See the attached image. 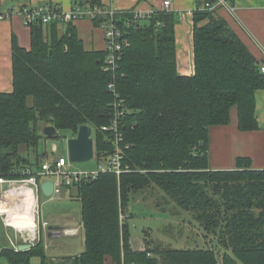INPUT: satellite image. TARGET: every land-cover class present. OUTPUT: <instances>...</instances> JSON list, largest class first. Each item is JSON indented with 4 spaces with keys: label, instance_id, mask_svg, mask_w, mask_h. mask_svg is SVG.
Returning <instances> with one entry per match:
<instances>
[{
    "label": "trees",
    "instance_id": "1",
    "mask_svg": "<svg viewBox=\"0 0 264 264\" xmlns=\"http://www.w3.org/2000/svg\"><path fill=\"white\" fill-rule=\"evenodd\" d=\"M101 1L72 0L105 9ZM218 9L193 12L192 75L177 70L172 11L154 10L129 26L127 12L115 13L113 20L130 43L114 72L103 71L104 50L86 49L72 22L62 31L56 23L31 24L29 49L13 35V88L0 92V175L17 179L22 168L41 166L40 154L32 162L29 150L43 137V125L75 136L81 124H89L96 159L110 154V134L100 126L114 114L111 81L123 100L122 150L132 171L119 178L100 173L67 186L80 200L84 252L50 258L40 237L26 250L1 249L0 259L8 264H30L33 255L40 264H104L106 257L116 264H264V169H251L248 156H237L234 169L209 166V128L227 124L235 108L238 128L256 129L255 93L264 89L262 56L248 50ZM95 15L94 26L109 18ZM151 185L190 213L216 243L154 250L146 240L145 250H134L129 194Z\"/></svg>",
    "mask_w": 264,
    "mask_h": 264
},
{
    "label": "crops",
    "instance_id": "2",
    "mask_svg": "<svg viewBox=\"0 0 264 264\" xmlns=\"http://www.w3.org/2000/svg\"><path fill=\"white\" fill-rule=\"evenodd\" d=\"M164 0H102L106 8L117 10L137 9L144 12H153L163 8ZM235 6V13L219 7L218 13L223 16L232 29L238 34L240 39L246 44L248 50L258 59L264 53V0H229ZM51 2L64 10L72 7V0H0V14L10 12L9 10L19 5H39ZM168 11H172L176 16L175 39H176V60L177 70L182 75H192L194 72L193 63V12L201 8V0H169ZM83 40L86 49L101 50L104 48V34L100 26H94L88 18L76 19L72 22ZM62 31L64 26H59ZM15 35L20 46L29 49L30 47V28L26 26L22 17L16 13L9 16L0 17V92H10L12 90V37ZM255 116L258 123L256 129L242 131L238 128L237 112L231 110L230 121L225 125H214L209 128L208 155L209 166L212 170H230L236 167L237 156H248L251 160V169H264V89H258L255 93ZM24 151V149H22ZM45 181V178L40 180ZM40 194V193H39ZM39 201V199H38ZM40 216V213H39ZM8 222L10 220L8 218ZM64 225L57 223L63 228H77L80 225ZM49 225H52L51 223ZM66 225V226H65ZM82 225V223H81ZM42 230L38 239L61 237L62 230ZM83 233V231H82ZM23 234L15 228L8 226L4 218L0 216V250L13 248L23 243ZM67 233V235H76ZM131 241V236H130ZM45 252L47 249L55 248L54 242L44 241ZM134 250H141L137 245L132 244ZM84 248L83 242L78 245L79 252ZM50 258H59L61 255H49ZM67 255H75L67 254ZM65 256V255H62ZM40 259V258H39ZM0 264H8L0 259ZM40 264V261H39ZM104 264H116L111 258L106 257Z\"/></svg>",
    "mask_w": 264,
    "mask_h": 264
},
{
    "label": "built area",
    "instance_id": "3",
    "mask_svg": "<svg viewBox=\"0 0 264 264\" xmlns=\"http://www.w3.org/2000/svg\"><path fill=\"white\" fill-rule=\"evenodd\" d=\"M169 0L163 1V8L161 10L168 11ZM216 7H223L232 14L235 13V6L230 3L229 0H216L215 3L205 2L202 3V9L213 10ZM7 13L0 14V17L9 16L10 13H16L22 17V21L26 26H30L35 22H40L44 27L49 24L56 23L59 26H65L67 22H73L76 19L88 18L93 19L95 14H106L108 15V20L100 26L103 29L104 34V53L102 69L103 71L114 72L117 69L118 62L122 56L123 48L129 45L128 38L124 35V29L120 28L113 20V16L117 12H127L128 18L125 19L124 24L129 26L133 21L139 20L141 18L149 16L151 12H144L141 10L127 9V10H117L110 8H98L91 7L89 4L84 6L73 4L68 10H64L61 7L52 4L51 2H45L39 5H15ZM259 68L262 73H264V53L262 55L261 62L259 63ZM111 81L108 84V89L114 94V102L112 106L114 108L113 117L110 119L108 124L100 126V130L110 134V141L113 145V149L110 154L102 155L99 158L98 166L95 169H72L69 162L63 155L52 156L49 160H45L41 163V166L37 169H32L31 167L22 168L19 173L21 177L16 178H6L0 175V199L4 207L11 206L10 202L15 200L20 194H16L18 190L27 189L30 191L31 195L35 199L38 208V183L42 178L52 180L54 192L57 193L61 187L75 185L78 182L84 180H91L96 178L100 173H113L118 178L121 174L132 171L129 164L125 162L122 141L123 135L120 130L121 118L123 116L122 99H118V93L115 90V84ZM127 147V145H126ZM55 149V146H54ZM26 191V190H25ZM23 191V193H26ZM12 207V206H11ZM0 216L4 218L6 225L8 224V213L1 212ZM122 219L127 217V214H121ZM34 226H33V238H30L31 242H35L41 231L48 228L49 223L43 220L38 215L36 210L33 216ZM14 228V227H13ZM18 230L23 234L22 230ZM62 230L64 233H75L77 228H65Z\"/></svg>",
    "mask_w": 264,
    "mask_h": 264
},
{
    "label": "rangeland",
    "instance_id": "4",
    "mask_svg": "<svg viewBox=\"0 0 264 264\" xmlns=\"http://www.w3.org/2000/svg\"><path fill=\"white\" fill-rule=\"evenodd\" d=\"M94 135V132H92ZM71 138V132L66 129H57V137H41L35 149L29 150V157L34 162L37 154H40V161L49 160L52 156L63 155L72 169H95L98 166V159H91L87 162H70L67 157V139ZM55 146V149H54ZM21 148V152H23ZM25 151V150H24ZM26 152V151H25ZM36 168L35 165L32 166ZM29 191V190H28ZM72 188L61 187L52 196L38 194V209L40 217L49 224L57 223L66 225H80L76 235L64 233L61 237L50 239L57 247L47 249L49 255L78 254V245L83 242V228L81 225L80 200L74 197ZM128 205L129 229L131 242L141 250H145L144 243L149 241V247L156 250L158 247H208L216 241L211 234L206 233L200 224L190 216L188 212L180 209L155 185L146 187L138 192L131 193ZM11 206L17 205L14 201ZM65 225V226H66ZM76 233V232H75ZM46 243L50 241L44 238ZM208 235V236H207ZM39 257L30 259V264H39Z\"/></svg>",
    "mask_w": 264,
    "mask_h": 264
},
{
    "label": "water",
    "instance_id": "5",
    "mask_svg": "<svg viewBox=\"0 0 264 264\" xmlns=\"http://www.w3.org/2000/svg\"><path fill=\"white\" fill-rule=\"evenodd\" d=\"M40 133L45 138L57 137V128L53 125H43ZM93 130L89 124H81L75 136L67 139V157L70 162H87L96 159V140L92 134ZM53 182L50 179L43 180L40 184L41 193L44 196H52L54 192ZM61 225H49L48 230H60ZM23 243L19 244L17 250H26L31 247L29 234L25 232L22 237ZM82 248L79 253L84 252Z\"/></svg>",
    "mask_w": 264,
    "mask_h": 264
},
{
    "label": "bare ground",
    "instance_id": "6",
    "mask_svg": "<svg viewBox=\"0 0 264 264\" xmlns=\"http://www.w3.org/2000/svg\"><path fill=\"white\" fill-rule=\"evenodd\" d=\"M92 130H93V128H92ZM23 191H25L26 193H23ZM23 191L18 190L16 193V194H20L18 196H21V197L17 198L19 200H17V202H15L17 205L12 206V207L8 206V208L1 205L0 211L3 213L4 212L8 213V218L10 220V223L8 222V224L11 227H14L15 229L19 228V230H22L24 233L25 232L28 233L29 238H33V226H34L33 216L36 212L37 205H36L35 199L31 195L30 191H28L27 189H23ZM38 192L41 193L40 181L38 183ZM12 201H15V200H12ZM1 203H2V201L0 199V204ZM38 215H39V211H38ZM28 242L31 245L34 244V242H31L30 239Z\"/></svg>",
    "mask_w": 264,
    "mask_h": 264
}]
</instances>
